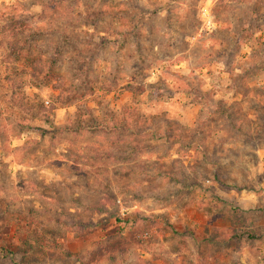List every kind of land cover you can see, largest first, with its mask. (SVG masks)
<instances>
[{
    "label": "clouds",
    "instance_id": "obj_1",
    "mask_svg": "<svg viewBox=\"0 0 264 264\" xmlns=\"http://www.w3.org/2000/svg\"><path fill=\"white\" fill-rule=\"evenodd\" d=\"M41 12L53 26L77 18L67 0H36L25 15ZM18 51L0 30V264H264V161L219 184L191 167L169 183L164 102L147 95L112 107L142 116L128 119L130 141L139 129L141 148L161 147L131 165L109 158L115 148L66 127L31 77L4 79Z\"/></svg>",
    "mask_w": 264,
    "mask_h": 264
},
{
    "label": "rangeland",
    "instance_id": "obj_2",
    "mask_svg": "<svg viewBox=\"0 0 264 264\" xmlns=\"http://www.w3.org/2000/svg\"><path fill=\"white\" fill-rule=\"evenodd\" d=\"M67 2L77 18L55 26L42 12L25 15L36 0H14L7 12L0 6V30L19 49L5 80L31 77L60 103L66 127L101 138V147L109 142V158L129 165L161 146L141 148L139 129L130 141L128 119L142 116L112 105L144 95L163 101L169 183L191 167L219 184L231 169L264 161V0Z\"/></svg>",
    "mask_w": 264,
    "mask_h": 264
}]
</instances>
